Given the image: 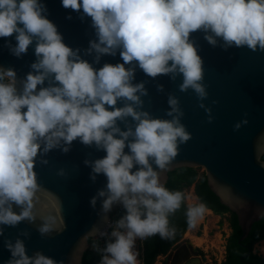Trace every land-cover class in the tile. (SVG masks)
Listing matches in <instances>:
<instances>
[{
	"label": "clouds",
	"instance_id": "obj_1",
	"mask_svg": "<svg viewBox=\"0 0 264 264\" xmlns=\"http://www.w3.org/2000/svg\"><path fill=\"white\" fill-rule=\"evenodd\" d=\"M61 6L81 20L90 18L94 38L83 53L93 57L91 62L80 48L65 43L44 0H0L5 46L17 58L34 46L35 55L22 79L14 67L0 66V236L5 227L33 223L37 162L46 165L49 152L67 154L79 141L104 153L83 161L93 182L101 175L106 179L90 206L95 209L99 202L105 219L114 206L123 209L105 246L97 249L99 264H138L137 240L175 235L170 217L185 195L168 189L161 173L192 133L182 123L185 113L174 93L167 97L169 118L144 109L148 89L145 81L134 82L137 69L153 79L168 76L174 82L182 76L179 91L191 89L211 123L212 108L204 103L209 95L204 59L192 34L202 32L209 45L225 51H264V0H61ZM117 54L120 62L94 66ZM157 91L164 86L158 84ZM247 124L245 114L233 129ZM57 175L65 176V169ZM206 212L204 203L188 207V225L195 227ZM37 231L45 237L53 228L45 222ZM21 237L30 232L4 241L8 264H59L39 250L29 255Z\"/></svg>",
	"mask_w": 264,
	"mask_h": 264
},
{
	"label": "water",
	"instance_id": "obj_2",
	"mask_svg": "<svg viewBox=\"0 0 264 264\" xmlns=\"http://www.w3.org/2000/svg\"><path fill=\"white\" fill-rule=\"evenodd\" d=\"M44 2L49 18L58 26L65 43L80 48L83 58L91 62L93 57L83 53L89 40L94 38L90 18L81 20L79 13L64 9L61 0ZM69 15L71 19H67ZM191 38L196 41L204 59V83L209 93L204 103L212 108L214 120L211 123L207 121L204 109L198 107L195 93L191 89L179 91L182 76L174 82L168 76L153 79L137 69L134 82H146L148 95L143 97V107L154 116L169 118L165 114L169 107L168 94L178 96L185 113L182 123L192 133L190 140L179 145L178 155L161 173L165 186L173 170L202 168L209 189L222 204L237 214L242 230L241 242L253 223L264 216V51L253 52L247 47L225 51L219 46L209 45L202 32L193 33ZM12 43H15L14 39ZM34 60V46H30L26 55L17 58L9 52L5 40L0 38V66L14 67L18 79L30 71ZM105 62H120V57L118 54L115 57L104 56L100 64L94 66L100 67ZM158 84L164 86L163 92L157 91ZM245 114L248 124L234 131V124ZM103 155L94 147L74 141L67 154L53 150L47 154L48 164L37 162L35 171L40 187L34 196L35 219L33 223L25 221L16 227H5L4 235L0 236V264H8L11 258L4 246L5 239L14 241L22 230L30 232V237H21L25 239L29 255L39 250L59 264L82 263L83 254L89 248V238L94 239L98 235L119 207L114 206L105 219L99 202L95 209L89 204L90 197L104 186L106 179L101 175L93 182L89 177L91 169L83 161ZM60 168L65 169L63 177L57 175ZM45 222L52 225L53 231L42 237L37 227ZM201 259L206 261L205 256ZM197 260L199 258L192 257L184 264H194Z\"/></svg>",
	"mask_w": 264,
	"mask_h": 264
},
{
	"label": "trees",
	"instance_id": "obj_3",
	"mask_svg": "<svg viewBox=\"0 0 264 264\" xmlns=\"http://www.w3.org/2000/svg\"><path fill=\"white\" fill-rule=\"evenodd\" d=\"M193 182H195L194 193L201 203L206 204L207 207L217 213L225 211L231 213L228 219L231 222L233 231L227 238V255L223 264H264V256L251 251L254 243L264 238V216L253 223L249 234L239 242L242 230L238 223L237 214L222 204L218 196L209 189L204 172L199 173L197 168H178L169 173L166 187L170 190H179L184 193V190L190 187ZM187 208L188 205L184 201L181 208L170 217V224L175 228V235L172 238L162 239L159 235H156L148 237L143 242L144 264H153L160 253H165L184 234L185 230L189 227L185 216ZM122 214L123 212L117 215V219ZM89 243V248L84 252L81 264H99L101 253L97 250L96 241L89 238Z\"/></svg>",
	"mask_w": 264,
	"mask_h": 264
},
{
	"label": "rangeland",
	"instance_id": "obj_4",
	"mask_svg": "<svg viewBox=\"0 0 264 264\" xmlns=\"http://www.w3.org/2000/svg\"><path fill=\"white\" fill-rule=\"evenodd\" d=\"M199 173L203 172L202 168H197ZM194 183L190 187L184 190L185 201L188 207L197 204L199 202L198 197L194 193ZM196 196V201L191 203L189 196ZM229 212L225 211L224 213H214L206 212L205 216L198 221L195 227H188V231L184 233L185 239H190L196 247L202 252L206 257L207 264H221L224 258V244L228 237V234L231 233L232 229L229 227ZM186 229V230H187ZM194 234V235H193ZM199 234L201 238L195 236ZM142 247L143 244L140 240L136 242V251H138V264H143L142 256ZM253 252L264 256V238L257 240L253 245ZM164 258L163 255L157 257V260L154 264H161L160 261Z\"/></svg>",
	"mask_w": 264,
	"mask_h": 264
},
{
	"label": "flooded vegetation",
	"instance_id": "obj_5",
	"mask_svg": "<svg viewBox=\"0 0 264 264\" xmlns=\"http://www.w3.org/2000/svg\"><path fill=\"white\" fill-rule=\"evenodd\" d=\"M212 212L217 213L214 210H212ZM217 214H220V213H217ZM229 216H231V213H229L228 218H229ZM229 227H231V229L233 231V228L231 226V222H229ZM185 231L187 233L188 229L185 230ZM232 231H231V233H232ZM231 233H229L228 236L231 235ZM195 236L198 237V238L201 237L199 234H195ZM189 241L191 242V245H190V242ZM192 241L189 238L188 239H185L184 234H183L176 242H174L171 245V247L165 253H160L158 255V256H160V255H163L164 256V258L160 261V263L161 264H184L186 261L190 260L192 257H197V258H199L200 264H207L206 261H203L201 259L202 256H204V255L198 249V247H196V245L193 244ZM226 245H227V239H226V242L224 244V248H225L224 249V252H225V255H224V258H223L221 264H223V262L226 259V255H227ZM251 251H253V248L251 249ZM194 252H195V254H193ZM142 256H144V249H143V247H142ZM156 260H157V258H156ZM143 264H144V262H143Z\"/></svg>",
	"mask_w": 264,
	"mask_h": 264
},
{
	"label": "built area",
	"instance_id": "obj_6",
	"mask_svg": "<svg viewBox=\"0 0 264 264\" xmlns=\"http://www.w3.org/2000/svg\"><path fill=\"white\" fill-rule=\"evenodd\" d=\"M123 212L122 207H118L116 211L113 212L110 221H108L107 225L101 229V231L98 233V235L94 238L96 241L97 248L102 249L105 246L106 240L108 239V233H110L114 226L115 221L117 220V215H120ZM147 238L140 240L141 243H143Z\"/></svg>",
	"mask_w": 264,
	"mask_h": 264
},
{
	"label": "bare ground",
	"instance_id": "obj_7",
	"mask_svg": "<svg viewBox=\"0 0 264 264\" xmlns=\"http://www.w3.org/2000/svg\"><path fill=\"white\" fill-rule=\"evenodd\" d=\"M189 198H190L191 203H193V202L196 201V196L193 195V194H192L191 196H189ZM196 202H197V201H196ZM197 203H201V202H197ZM207 212H212V210L209 209V208H207ZM200 238H201V237H200ZM195 264H200V261L197 260V261L195 262Z\"/></svg>",
	"mask_w": 264,
	"mask_h": 264
}]
</instances>
